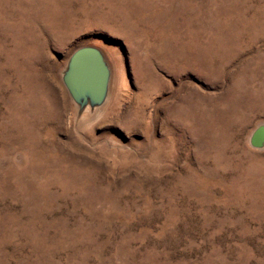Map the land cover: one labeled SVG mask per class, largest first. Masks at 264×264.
I'll return each instance as SVG.
<instances>
[{
	"label": "rangeland",
	"instance_id": "obj_1",
	"mask_svg": "<svg viewBox=\"0 0 264 264\" xmlns=\"http://www.w3.org/2000/svg\"><path fill=\"white\" fill-rule=\"evenodd\" d=\"M262 125L264 0H0V264H264Z\"/></svg>",
	"mask_w": 264,
	"mask_h": 264
},
{
	"label": "water",
	"instance_id": "obj_2",
	"mask_svg": "<svg viewBox=\"0 0 264 264\" xmlns=\"http://www.w3.org/2000/svg\"><path fill=\"white\" fill-rule=\"evenodd\" d=\"M110 69L101 49L95 45H80L70 54L62 81L71 98L80 106L100 105L109 85ZM264 143V126L258 127L252 144Z\"/></svg>",
	"mask_w": 264,
	"mask_h": 264
}]
</instances>
